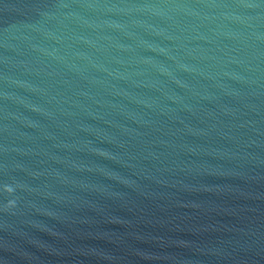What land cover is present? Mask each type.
<instances>
[{
	"label": "water",
	"instance_id": "1",
	"mask_svg": "<svg viewBox=\"0 0 264 264\" xmlns=\"http://www.w3.org/2000/svg\"><path fill=\"white\" fill-rule=\"evenodd\" d=\"M0 264H264V0H0Z\"/></svg>",
	"mask_w": 264,
	"mask_h": 264
},
{
	"label": "clouds",
	"instance_id": "2",
	"mask_svg": "<svg viewBox=\"0 0 264 264\" xmlns=\"http://www.w3.org/2000/svg\"><path fill=\"white\" fill-rule=\"evenodd\" d=\"M7 191H11V189L10 188H8V189H6Z\"/></svg>",
	"mask_w": 264,
	"mask_h": 264
}]
</instances>
